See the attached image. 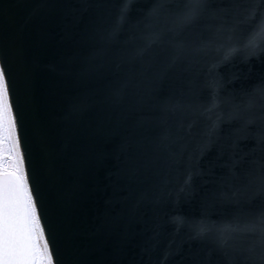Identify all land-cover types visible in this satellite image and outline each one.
<instances>
[{
	"label": "water",
	"instance_id": "obj_1",
	"mask_svg": "<svg viewBox=\"0 0 264 264\" xmlns=\"http://www.w3.org/2000/svg\"><path fill=\"white\" fill-rule=\"evenodd\" d=\"M0 71L54 264H264V0H0Z\"/></svg>",
	"mask_w": 264,
	"mask_h": 264
},
{
	"label": "snow or ice",
	"instance_id": "obj_2",
	"mask_svg": "<svg viewBox=\"0 0 264 264\" xmlns=\"http://www.w3.org/2000/svg\"><path fill=\"white\" fill-rule=\"evenodd\" d=\"M9 137L15 162L0 165V264H43L38 256L39 240H44L47 264H54L19 153L5 73L0 71V149Z\"/></svg>",
	"mask_w": 264,
	"mask_h": 264
},
{
	"label": "rangeland",
	"instance_id": "obj_3",
	"mask_svg": "<svg viewBox=\"0 0 264 264\" xmlns=\"http://www.w3.org/2000/svg\"><path fill=\"white\" fill-rule=\"evenodd\" d=\"M14 162H15L14 150L12 147L11 138L9 137V139L4 143L3 148L0 149V165L8 167ZM43 244H44L43 240H39L37 242L38 256L43 260V264H47V258L43 251Z\"/></svg>",
	"mask_w": 264,
	"mask_h": 264
},
{
	"label": "bare ground",
	"instance_id": "obj_4",
	"mask_svg": "<svg viewBox=\"0 0 264 264\" xmlns=\"http://www.w3.org/2000/svg\"><path fill=\"white\" fill-rule=\"evenodd\" d=\"M9 103H10V100H9ZM11 105V104H10ZM12 115H13V113H12ZM16 140L18 141V139H17V134H16ZM19 153H20V156H21V152H20V148H19ZM22 157V156H21ZM25 172V171H24ZM43 242H44V240H43Z\"/></svg>",
	"mask_w": 264,
	"mask_h": 264
}]
</instances>
